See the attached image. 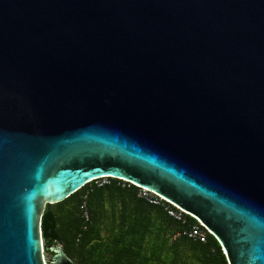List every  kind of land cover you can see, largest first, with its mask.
I'll use <instances>...</instances> for the list:
<instances>
[{
  "label": "water",
  "instance_id": "1",
  "mask_svg": "<svg viewBox=\"0 0 264 264\" xmlns=\"http://www.w3.org/2000/svg\"><path fill=\"white\" fill-rule=\"evenodd\" d=\"M112 178L264 264V0H0V264L46 206Z\"/></svg>",
  "mask_w": 264,
  "mask_h": 264
},
{
  "label": "trees",
  "instance_id": "2",
  "mask_svg": "<svg viewBox=\"0 0 264 264\" xmlns=\"http://www.w3.org/2000/svg\"><path fill=\"white\" fill-rule=\"evenodd\" d=\"M107 180L108 184L103 186H96L93 181L53 205L59 209L57 215L49 209L43 213L41 228L45 246L60 243L75 264H148L150 258L140 251L143 242L147 243L152 235L160 234L164 238L175 224L178 229L174 233L183 227L168 217L161 207L140 200L135 186L126 183L129 186L122 187L120 180ZM84 202L90 215L87 223L79 210ZM105 204H108L109 212L105 210ZM60 213L64 215L61 217ZM105 214L110 224L106 242L100 235ZM188 219L196 223L193 218ZM155 221L159 225L155 226ZM169 251L174 254L176 264H226L218 243L209 234L205 244L179 237ZM110 253L112 257L108 259ZM181 254L188 255V259L182 260Z\"/></svg>",
  "mask_w": 264,
  "mask_h": 264
},
{
  "label": "rangeland",
  "instance_id": "3",
  "mask_svg": "<svg viewBox=\"0 0 264 264\" xmlns=\"http://www.w3.org/2000/svg\"><path fill=\"white\" fill-rule=\"evenodd\" d=\"M94 183L96 184V186H103V185L108 184V180L107 178L106 179L102 178V179L96 180ZM104 207H105V210L109 212L108 204H105ZM47 209H49L55 215H57V211L59 210V209H55L53 205H50V206H46L43 213ZM60 214H61V217L64 215L62 213ZM154 224L155 226L159 225L158 221H155ZM109 225H110L109 218L105 214L103 218V224L101 225V232H100L102 241H105V239H108L109 230H110ZM177 229L178 227L175 224L174 226L170 227V230L168 231V233H166L164 238L161 237L160 234H158V236L152 235L147 239V243L143 242V245H142V248H140V251L142 254H145V256L147 255V257L150 258L148 264H172V263L176 264L175 261H173V259H175V256L169 250L171 246L174 244V242L178 240V238H174V231H176ZM42 240H43L42 259L46 263H48L50 261L49 258H51L52 254L49 251L45 250L46 246H45V241L43 237H42ZM162 242L164 243V245L162 244ZM57 245L62 247L60 243H57ZM162 245L166 248H164ZM189 247H192V245L190 244ZM180 256L182 260H185V258L188 259V255L187 257L182 254ZM111 257H112V253L109 254L108 259H110Z\"/></svg>",
  "mask_w": 264,
  "mask_h": 264
},
{
  "label": "built area",
  "instance_id": "4",
  "mask_svg": "<svg viewBox=\"0 0 264 264\" xmlns=\"http://www.w3.org/2000/svg\"><path fill=\"white\" fill-rule=\"evenodd\" d=\"M122 182H123L121 183L122 187L129 186V185H126L127 182H124V181ZM136 188H137V197L140 200H143L147 204H150L156 207H161L168 217H170L175 222L179 223L181 227H183L181 230L174 233V238L185 237L188 240L192 242H197L199 244H205L207 242V236L209 232L202 225H200L197 221L196 223H191L188 219V217L190 216H188L186 213H184L183 211H181L179 208L172 205L171 203H168L164 198L160 197L159 195L149 190L143 189L141 187H136ZM79 210H80L81 218L83 219V221L85 223L89 222L90 215L86 208L85 202L81 203V205L79 206ZM85 228L86 227L83 226V229Z\"/></svg>",
  "mask_w": 264,
  "mask_h": 264
},
{
  "label": "bare ground",
  "instance_id": "5",
  "mask_svg": "<svg viewBox=\"0 0 264 264\" xmlns=\"http://www.w3.org/2000/svg\"><path fill=\"white\" fill-rule=\"evenodd\" d=\"M41 241H42L41 243H42V248H43V240H42V238H41Z\"/></svg>",
  "mask_w": 264,
  "mask_h": 264
}]
</instances>
